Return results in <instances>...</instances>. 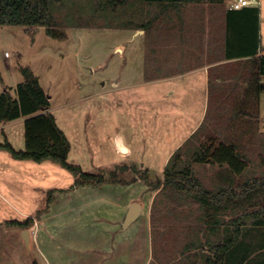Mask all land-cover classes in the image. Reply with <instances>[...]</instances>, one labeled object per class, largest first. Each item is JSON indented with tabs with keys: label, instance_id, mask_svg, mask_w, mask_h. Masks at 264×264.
<instances>
[{
	"label": "rangeland",
	"instance_id": "1",
	"mask_svg": "<svg viewBox=\"0 0 264 264\" xmlns=\"http://www.w3.org/2000/svg\"><path fill=\"white\" fill-rule=\"evenodd\" d=\"M228 2L195 0L166 8L144 0H50L53 28L65 35L64 40L49 37L43 27L0 26V94L6 89L15 97L16 86L24 81L20 69L29 68L51 97V111L70 144L67 164L105 179L97 188L65 195L74 177L63 166L17 160L7 150H0V264H42L45 259L49 264H66L67 260L73 264L69 254L51 247L46 233L67 229L73 244L74 217L87 216V221L92 217V223L98 222L102 230L112 218L123 220V212L133 202L143 205L141 218L152 203L153 225L158 215L164 221L186 216L188 229L180 231L188 235L185 241L202 238V207L186 193L156 189L181 135L171 132L172 103L161 99V87L153 81L205 63L212 39L217 50L218 36L225 43ZM252 6L259 10V48L264 53V0ZM233 65L236 63L226 66ZM246 75L230 79L239 83L248 80L249 71ZM209 90L202 125L179 154L189 156L198 145L211 143L214 147L236 135L240 137L237 151L247 163L236 183L263 178L264 125L259 133L258 124L249 123L245 116L243 121L250 125L241 127L231 111H212L218 95L211 84ZM197 107L193 105L188 112L190 122ZM119 139L129 148L126 154L118 149ZM0 144L23 151V125L0 124ZM191 168L202 187L210 191L217 190L226 169L193 163ZM111 172L116 173L115 179ZM51 199L55 203L50 204ZM48 214L50 223L44 220ZM28 219L32 223L26 229L35 238L29 249L22 241V226ZM170 224L166 221V226ZM171 233L168 229L166 236L170 238ZM158 239L154 231L149 238L152 259L147 264L163 259L160 250L167 247L160 246ZM172 249L163 255L164 263L171 260ZM201 255L197 250L187 257L201 264ZM185 259L186 255L180 256L178 263ZM132 264H138L137 259Z\"/></svg>",
	"mask_w": 264,
	"mask_h": 264
},
{
	"label": "trees",
	"instance_id": "2",
	"mask_svg": "<svg viewBox=\"0 0 264 264\" xmlns=\"http://www.w3.org/2000/svg\"><path fill=\"white\" fill-rule=\"evenodd\" d=\"M194 1L144 0L147 4H160L166 8ZM212 1L223 3L225 0ZM49 3L50 0H0V26H21L26 29L43 27L49 37L64 40L65 35L53 28ZM226 15L229 29L225 38V57H251L247 60L249 75L244 98V106H249L242 114L249 123L251 120L258 123L259 96L264 93V54H260L262 50L259 47V53L256 49V27L253 31L252 50L244 47L245 25L241 23L246 16H252L256 21L258 10L250 7L228 9ZM20 73L24 81L16 86L15 97L6 89L0 94V124L25 118L24 150L15 151L9 144H0V150H7L17 160L60 164L74 177L69 191L80 187L97 188L104 184L103 175L84 173L79 167L67 164L70 144L57 126L54 116L47 112L50 97L29 68H21ZM197 131L171 155L163 170V181H158L156 189L163 191L171 188L186 193L196 201L204 215L210 219L207 223L210 224L213 236H217L215 226H218L219 211L232 214V218L227 221L223 240L209 245V253L203 254L201 264H264V177L236 183V178L244 172L247 163L243 155L238 153L235 142H220L214 147L211 143L208 146L201 144L193 148L189 156H181L179 153L183 146ZM192 163L225 166L222 185L216 191L203 188L193 174ZM121 169L124 171L126 168ZM115 175V172L110 173L113 179ZM31 223L32 220L28 219L22 228H28Z\"/></svg>",
	"mask_w": 264,
	"mask_h": 264
},
{
	"label": "crops",
	"instance_id": "3",
	"mask_svg": "<svg viewBox=\"0 0 264 264\" xmlns=\"http://www.w3.org/2000/svg\"><path fill=\"white\" fill-rule=\"evenodd\" d=\"M248 7L255 8L252 5ZM227 10L228 9H226L225 13L227 12ZM247 15H250V13H247ZM241 21V23H243L242 25H245L243 33L246 37L243 38V43L245 44L244 47H246V49L249 48V50H252L253 31L255 27L257 28V49L259 47V10L256 21L252 16H246ZM220 37L221 36H218V50L215 47L216 44L214 39H212L211 42L209 41V50L205 54V63H202L201 65H198L196 67H185L181 72L170 74L167 76H161L153 81L161 87V99L166 98L172 103L170 107L173 113L171 121L172 124L170 127L171 132L176 135H181L180 138L176 140V144L174 145L171 154L181 145H183L201 126L204 112L209 108V97H207V94L210 92V84L212 87L216 88V95H218L217 100L214 102V109L212 108V111L215 112L216 110H224L225 114L228 113L226 111H231L238 116L239 126L242 127L243 125L247 126L249 124V121H243L246 116L242 114L243 110L246 109V106H244L245 97L242 98V94L244 92V89H246L248 83L243 79H241V82L239 81V83H236L235 78H230H232L233 76H237L236 78L240 76L244 78V76H247L246 72H248V68L246 67V64L247 60L251 57H237L227 59L225 57V43L224 40ZM260 54H264L263 51L260 52ZM233 63H236V65L231 66V68H229V66H226L227 64L231 65ZM227 69L233 71V74L230 73L231 71L228 72ZM240 87L243 91L239 95V91L241 90ZM45 93L47 94L46 91ZM228 103L230 104L228 105ZM193 105L198 106L197 108H195L198 113L194 117H192L193 121L191 120L190 122V117L188 118V112L192 110ZM223 105H225L226 107L222 108ZM258 110L257 124L259 127V132L260 127L264 125V93L260 94L259 96ZM47 112L54 116L56 124L58 126L57 116L52 113L51 106L49 107ZM24 120L25 118H20L15 121L6 123L14 124L18 122L23 125ZM250 134L251 133H249V135ZM231 138L232 139L226 140L236 143L238 138L240 137L233 135V137L231 136ZM123 145L125 148H127L128 152L129 148L126 147L125 144ZM221 185L222 182L219 181L218 186ZM86 189L89 188L80 187L70 190L64 194L73 195L81 193ZM62 191L63 190L59 191V196L63 194ZM53 203H55V200L50 204ZM130 204L127 205L126 210L123 212L124 216ZM151 204L149 205V208H147V210L149 209V213L151 210ZM140 206V216L137 218V220L130 224L126 230H121V222L123 220H119L116 218H112L111 221L106 224V226H103V229L101 230L97 226V220L95 221L97 223H92V217H89V220L87 221V216H76L73 218L74 226L72 227L73 232H71V235H74L73 233H75L73 237V244L71 243V238H69V232L67 231V229L64 231H60L58 234H52L51 231H48L46 234L48 235V239L51 241V247H54L55 249L57 248L59 251H63L65 255L69 254L73 264H132V262L136 259L138 261V264H147L148 261L152 259V254L149 251V238L150 235L154 231H156L157 237H159V245L162 247H167L165 250H160L159 256L163 259L160 260L161 262H159L158 264H179L178 261L180 259V256L182 255H186V259L185 262L181 264H194V259L189 260L190 258H188L187 256L189 254L194 256L197 250H201L202 255L200 262L202 263L203 254L205 255L209 253V245L214 241L221 242L223 240L225 236V227L227 221L232 218V214L229 211L220 210L217 217L218 226H215V228H217L218 230L216 234L217 236H213L210 232V224L207 223L210 221V219L203 213L204 217L202 222L205 227L202 238L200 236L199 237L201 239L193 237L194 239L192 238L185 241L186 238H188V235L180 231H186L188 229V222L185 221L186 216H171L166 220L170 221L171 224L170 226H166V221H164L165 218L161 215H158L157 217H155L153 225L151 214L143 213L144 216L143 218H141L144 207L141 204ZM50 217V214L45 215L44 220L46 221L47 219H49L48 223H50ZM58 217L61 219L63 215ZM44 222L42 223L43 227H45ZM179 223L182 225L181 227L179 226ZM168 229L172 231L170 238L166 236V232ZM34 239V236L29 231V245L31 244V241L34 242ZM166 240H168V243H166ZM171 246L173 249L171 248ZM168 249H172L171 260L168 263H164L165 257L163 255L168 253ZM45 260L42 262V264H49L47 262L49 261V259L46 261ZM66 264H68V260Z\"/></svg>",
	"mask_w": 264,
	"mask_h": 264
},
{
	"label": "water",
	"instance_id": "4",
	"mask_svg": "<svg viewBox=\"0 0 264 264\" xmlns=\"http://www.w3.org/2000/svg\"><path fill=\"white\" fill-rule=\"evenodd\" d=\"M141 213V206L137 202H133L129 205L124 219L121 222V230H126L130 224H132L137 218L140 216ZM22 241L26 248L29 249V230L23 229L22 230Z\"/></svg>",
	"mask_w": 264,
	"mask_h": 264
},
{
	"label": "built area",
	"instance_id": "5",
	"mask_svg": "<svg viewBox=\"0 0 264 264\" xmlns=\"http://www.w3.org/2000/svg\"><path fill=\"white\" fill-rule=\"evenodd\" d=\"M254 4H258V0H229L228 9L240 10L244 7H248ZM5 56H7V54H5Z\"/></svg>",
	"mask_w": 264,
	"mask_h": 264
},
{
	"label": "bare ground",
	"instance_id": "6",
	"mask_svg": "<svg viewBox=\"0 0 264 264\" xmlns=\"http://www.w3.org/2000/svg\"><path fill=\"white\" fill-rule=\"evenodd\" d=\"M119 138H120V137H119ZM118 142H119V143H118V149L120 150V152L126 154V153H127V148L124 147V145L121 143L120 139H119Z\"/></svg>",
	"mask_w": 264,
	"mask_h": 264
}]
</instances>
